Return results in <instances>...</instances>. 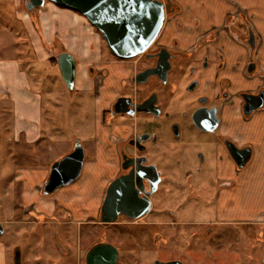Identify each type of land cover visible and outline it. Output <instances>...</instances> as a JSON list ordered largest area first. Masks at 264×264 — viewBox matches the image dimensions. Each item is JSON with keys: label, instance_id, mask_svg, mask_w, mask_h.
I'll return each mask as SVG.
<instances>
[{"label": "rangeland", "instance_id": "1", "mask_svg": "<svg viewBox=\"0 0 264 264\" xmlns=\"http://www.w3.org/2000/svg\"><path fill=\"white\" fill-rule=\"evenodd\" d=\"M229 22L235 23L232 18ZM75 27H77L78 36L82 37L78 40L79 42H73L76 37ZM239 33L241 32L236 29L235 34ZM88 41H91V44L89 48H86L84 46ZM243 41L249 42L247 35L243 37ZM73 43L78 44V54L81 55L84 47L88 55L83 57L77 54L75 57L78 62L79 81L77 90L72 92L62 78L59 65L50 61L53 57L57 60L56 57L67 52L68 46ZM100 55L111 58L101 32L81 14L57 7L50 2H47L46 7L36 9L31 14L23 0H0V66L3 67V70H0L5 73L4 66H7L13 68L20 77L27 79V86L29 85L30 88H25L38 96L36 98L40 102L41 121L40 123L38 120L30 122L31 120L23 115L26 122L22 119H19V122L24 130L25 128L30 130L29 133L44 136L43 140L33 144H27L25 140L17 142L14 139L12 134L14 125L16 127L17 114L14 102L11 101L13 91L10 88L11 82L4 74V77L0 78V89L5 90V93H0V197L3 199L1 209L5 233L0 237V264L7 261L6 264H15L14 253L17 249L21 251L22 264H86L88 249L104 243L111 244L120 250L119 264H154L160 259L168 260L177 257L187 258L189 263L196 264H264V223L239 225L234 228L218 227V232L221 231L222 234L219 240L212 239L210 244L203 245L196 238L193 240V246L187 245L190 238L184 236L181 232L185 231L180 229L191 228L199 231L202 229L200 222L215 216L216 208L212 197H215L216 186L210 187L211 191L205 202L186 203L185 197L180 198L179 193V201L169 198L170 202L162 206L154 203L156 210L165 206L170 210L173 209L179 216L180 224L178 230L170 234L175 236V240L165 238V241L157 247L152 246V237L148 236L147 232L138 233L143 232L144 229L137 225L124 222L111 226L102 225L99 223L102 211L97 218L98 221L91 219L89 223L80 222L93 218L89 213L91 211L95 213V208L90 205H86V210L76 206V219H72V213L64 214L60 206L53 214H48L41 209L39 197L25 196L24 182L15 180L16 173L18 170L29 171V174L34 172L36 176L29 180L27 190L38 187L37 184L41 179L37 174L43 170L51 171L52 163L49 160L55 155L51 152L50 144L56 151L59 144L67 142L75 145V142L80 140L87 153L91 155L88 142L96 138V124L101 110L98 94L96 95L94 91L100 90V84H97V78L96 82H92V79L87 77L86 71L88 72L89 67L97 65ZM84 88L94 89L88 91ZM104 104L107 102L105 101ZM107 121L114 123L124 120L108 114ZM25 132H22V136L27 134ZM213 138H216L215 134H209L210 143L204 146V150L211 152L214 149ZM193 152L195 155V149ZM56 154L58 155L57 151ZM189 156H191L190 152ZM90 160L93 158L88 155L86 163ZM171 162L173 161H164L161 167L165 168ZM211 166L213 161L207 166L208 173L196 177L198 181L208 186L213 185L212 179H214ZM104 171L106 174L103 172L100 174L99 171L96 174H90L92 180L88 186L82 183V180L87 179L86 173L83 172L76 182L59 189L57 193L64 188H69L70 192L72 191L70 188L74 187L75 191L83 192L84 196L85 191L92 197L96 196L109 170L104 169ZM175 171L177 172L176 167L174 174L171 175L170 172V175L166 177V183H170L175 177ZM181 178L183 173L179 177V184L185 183V178L180 181ZM200 182L197 183L200 184ZM163 187L165 185H162ZM199 187L198 189L201 188ZM40 194L42 197L47 196L42 191ZM175 201L176 205H174ZM31 203L36 207L35 210L25 211L26 207L31 208ZM234 209L240 208L234 207ZM24 212L31 213V217H26ZM154 217L147 218L145 221L162 220L160 217ZM31 220L34 223L30 222ZM44 220L45 223H42L41 221ZM57 242L70 248L74 255L71 253L68 257L63 256L57 248ZM4 247H6L5 252Z\"/></svg>", "mask_w": 264, "mask_h": 264}, {"label": "flooded vegetation", "instance_id": "2", "mask_svg": "<svg viewBox=\"0 0 264 264\" xmlns=\"http://www.w3.org/2000/svg\"><path fill=\"white\" fill-rule=\"evenodd\" d=\"M170 4L172 9L171 1ZM235 15L241 17L238 13ZM236 24V22L234 25H230L229 23V26L230 28H235ZM247 33H249L247 36L250 40V34L253 32L249 27ZM240 40H242V38H240ZM243 43L249 46L254 56L255 48L252 49L249 42ZM56 58L58 65V57ZM98 58L100 59L97 65L89 67L88 72L86 71V75L89 79H92V82H96L97 78V84H100L101 89L110 84L113 86L114 94L108 101V105L106 106L104 104V98L101 97L102 94L99 98V104L102 110L101 123L111 127L114 131L112 139L115 143L118 158L117 165L113 169L114 177L107 185L105 198L109 187L119 179H124L128 182L129 187L130 185L133 186L135 192L133 195L137 198V201L139 203L148 202L150 205L148 214L141 218L132 219L127 215L120 214L118 221L115 223L124 222L129 225H137L142 230L144 229L143 232L141 231L138 233L143 234L147 232L148 236L152 237V246L157 247L161 242L165 241V238L166 240H175V236H171L170 234L177 231L180 224L179 216L174 213L173 209L170 210V208H166L165 206L156 210L153 206L154 203L162 206L170 202L169 198L179 201L180 198L184 197L186 203H194L195 201L205 202L208 198L209 191H211L210 187L216 186L217 190L214 194L215 197H212L214 198L213 201L215 202L216 208L215 216L209 220L200 222L199 225H202V229L199 231L197 230L198 232L191 228L187 230L183 228L180 229L185 231L181 232L184 236L190 238L187 245L193 246V240L196 238L203 245L210 244L212 239L219 240V238L222 237L221 231L218 232V227L225 228L226 226H230L234 228V226L242 225L236 222L226 223L218 207L219 193L224 186V182L220 177V169L224 158L222 152L229 156L235 166V171L240 172L241 169H239L236 162L231 157L230 150L240 154V150L252 149V147L248 145L240 146L235 140L223 137L219 132L221 127L222 103H234V97L230 95L227 88L230 86V83L223 85L220 83V87L216 85L218 77L220 76V71L224 66L223 54L219 52L217 61L212 62L208 56L199 58L198 55L196 56L194 53L183 52L180 49L179 42H174L173 46L155 42L144 55L135 59L123 60L117 58L112 53L111 58H107V56L105 57L104 55H100ZM53 59H55V57H53L50 62H53ZM251 64L256 65L254 57H252L248 69ZM254 72H248V74L252 75ZM143 73L150 74L141 76L140 74ZM78 81L79 72L77 66L75 90H77ZM84 89L91 91L94 88ZM262 91H264V87L256 92H242L238 94V98L242 101V111L243 105L245 104L242 95H258ZM94 92L95 94H100V90L98 91L95 89ZM212 108H217L220 123L214 133L204 132L196 125L194 116L196 113L197 115L203 114L205 117L201 119L205 120L206 126L209 127V117L211 114H205V112L207 113V110ZM108 114H111V116L115 118L121 117L124 121L108 123ZM252 115L250 117H252ZM250 117L247 118L244 115L246 120H249ZM117 129L120 131L116 132ZM209 134H215L216 137L213 138L215 143L214 149H212L211 152L204 150V146H208L210 143ZM79 141L80 140H77L75 145L77 142L79 143ZM73 149L74 145L68 153L62 155L59 159H62L72 152ZM194 149L195 155L193 152ZM189 152L191 156H189ZM164 161L173 162L168 164L167 167L162 168L161 163ZM212 161L213 166H211V172L214 173V179H212L213 185L208 186V184L198 181L196 177L208 173L207 166L210 162L212 163ZM192 164H194L193 167H191ZM175 167L177 170V172L175 171V177L171 179L170 183H166V177L170 175V172L171 175L174 174ZM181 173H183V178H181L180 181L185 178V183L180 182L181 184H179ZM197 182H200V184ZM162 185H165V187L162 188ZM198 187L200 189H198ZM185 189L186 191H184ZM121 193L125 194V192ZM179 193L181 195L180 198L178 197ZM123 196L119 195V199L125 202L126 197ZM0 199L2 198L0 197ZM176 201L174 205H176ZM1 205L2 202L0 203V223L3 233L0 234V237L5 233L2 222ZM154 216L160 217L162 220L145 221L147 218ZM30 222L33 221L31 220ZM86 223H89V221ZM99 223L104 226L115 224H104L101 221ZM57 248L63 256L67 255L62 248V244L60 245V243L57 242ZM92 248L88 249L87 256ZM5 251L6 247H4V252ZM18 251L20 250L17 249L14 253L15 264V254ZM7 259L9 260V254ZM158 261L165 263L179 262L181 264H196L189 263L187 258L185 259L183 257L171 258L168 260L160 259ZM158 261H155L154 264ZM119 262L120 250L118 264Z\"/></svg>", "mask_w": 264, "mask_h": 264}, {"label": "crops", "instance_id": "3", "mask_svg": "<svg viewBox=\"0 0 264 264\" xmlns=\"http://www.w3.org/2000/svg\"><path fill=\"white\" fill-rule=\"evenodd\" d=\"M171 2L177 4L180 11L172 17H167L157 42L167 46H173L174 42H179L180 49L183 52L194 53L199 58L208 56L212 62L217 61L219 52L223 54L224 66L220 71L216 85L220 87L221 84L230 83L227 88L230 95L234 97V103H222L219 132L223 137L235 140L240 146L248 145L253 149L252 160L240 172L235 171V166L229 156L222 152L224 158L220 169V177L224 182V186L219 193V211L226 223L236 222L242 225L264 223V109L246 120L241 108L242 101L238 98V94L242 92H256L264 87V0H171ZM237 13L241 17L236 22L235 29L230 28V18ZM248 27L252 30L256 39L254 56L249 46L243 43V37L249 34L247 33ZM236 29L241 33L236 35ZM81 30H79L80 33H82ZM74 32L76 37L73 39L75 41H72L79 42L78 40L82 37L78 36L77 27L74 28ZM84 41L86 40L84 39ZM90 42L88 41L84 47L89 48ZM68 47L67 52L76 57L78 44L73 43ZM84 47L83 52H81L83 57L88 55V51L84 50ZM252 57H254L256 63V71L254 74L249 75L248 66L252 61ZM4 68L5 73L0 70V78L6 74L7 79L11 82L10 88L13 90L11 101L14 102L17 114L16 127L14 125V133L12 134L14 139L17 142L25 140L27 144L43 140L44 136L42 134L29 133L30 130L28 128L24 130L19 122V119L26 122L22 117L25 115L26 119L31 120L30 122L38 120V123H40L41 111L40 102L36 98L38 97L37 94L27 90L30 88L29 85L27 86V79L20 77V74L13 68L7 66H4ZM0 69L3 70V67L0 66ZM4 91L0 89L1 94L5 93ZM113 94L114 89L110 84L102 89L100 88L98 97H103L104 102H107L105 104L107 106ZM99 112L96 138L88 142L91 155L87 153V157L88 155L92 156L93 160L85 162L83 172L86 173L87 179L86 181L82 180V183L88 186L92 180L90 174H96L98 171L100 174L102 172L106 174L104 169L109 170L101 186H98L96 196L92 197L86 191L84 196L83 192H77L73 187L70 188L72 190L70 192L69 188H64L58 193L56 192L55 195L42 197L40 191H42L49 178L50 172L48 170H43L37 174L41 181L37 184L38 187L33 189L34 192H30L33 191L31 189L30 191L27 190V186L29 188V180L34 179L36 174L34 172L29 174V171L26 170H18L16 173L15 180L24 182L23 191L25 196L39 197L41 209H44V212L53 214L54 211L58 210L57 208L61 207L64 214L67 215L70 212L73 215L72 219H76V206L86 210V205H90L95 208V213L93 211L89 213L93 218L88 217V220L80 222H87L91 219L97 221L100 216L107 185L114 177L113 169L117 165L118 158L115 143L112 139L114 131L111 127L101 123L102 110ZM99 129H101L100 133H98ZM119 131V129L116 130V132ZM22 132L27 134L22 136ZM62 144H59V150H56L58 155L54 147L51 144L49 145L51 152L55 155L50 157V163L53 164L54 161L72 149L73 145H70V143L65 142ZM30 207V209L26 207L25 211L28 210L29 212L36 208L32 203ZM234 207L240 209L235 210ZM28 212H24L25 216L31 217V213L28 214ZM41 222L45 223V220ZM70 222L74 221L70 220ZM62 248L67 254L66 257L72 253V250L67 246H62ZM72 254L74 255V253Z\"/></svg>", "mask_w": 264, "mask_h": 264}, {"label": "water", "instance_id": "4", "mask_svg": "<svg viewBox=\"0 0 264 264\" xmlns=\"http://www.w3.org/2000/svg\"><path fill=\"white\" fill-rule=\"evenodd\" d=\"M23 2L31 14L36 9L46 7L47 2L81 14L101 32L110 52L123 60H131L144 55L157 42L167 17L173 15L169 0H23ZM249 44L252 49L256 46L253 33L250 34ZM58 65L67 87L70 91H75L77 76L75 57L68 52L61 53L58 56ZM255 70L256 65L251 64L248 72L253 73ZM150 73L140 75L144 76ZM242 98L245 102L243 113L247 118L264 108V91L258 95L243 94ZM208 113L211 114L209 127L206 126V121L201 119L205 117L203 114L197 115L196 113L195 123L200 130L214 133L220 123L217 108L205 112V114ZM239 152L240 154H237L230 150V155L239 169H244L252 160L253 152L251 148ZM86 159V148L79 141L74 145L72 152L53 163L49 178L42 189L43 194L53 195L59 189L77 181L83 173ZM121 192H125V194ZM134 193L133 186L129 187L128 182L124 179L114 182L109 187L102 206L101 222L104 224L115 223L120 214L127 215L132 219H139L148 214L149 203H139L134 197ZM119 195H124L126 201L120 200ZM1 202L2 199H0ZM2 233L3 229L0 223V234ZM21 258V251L16 252V264H21ZM118 259L119 249L106 243L90 250L87 264H118ZM156 264L181 263L158 261Z\"/></svg>", "mask_w": 264, "mask_h": 264}, {"label": "trees", "instance_id": "5", "mask_svg": "<svg viewBox=\"0 0 264 264\" xmlns=\"http://www.w3.org/2000/svg\"><path fill=\"white\" fill-rule=\"evenodd\" d=\"M171 1V0H170ZM172 3V11H173V15L178 13L180 10H179V6L173 2ZM74 12V11H73ZM77 13V12H75ZM97 30V29H96ZM106 44V43H105ZM54 63L57 64V60L56 59H53Z\"/></svg>", "mask_w": 264, "mask_h": 264}, {"label": "built area", "instance_id": "6", "mask_svg": "<svg viewBox=\"0 0 264 264\" xmlns=\"http://www.w3.org/2000/svg\"><path fill=\"white\" fill-rule=\"evenodd\" d=\"M231 17L233 18L234 22H238L240 19V17H238V15H232ZM230 25H234V23L230 22ZM239 38H241V36H239Z\"/></svg>", "mask_w": 264, "mask_h": 264}]
</instances>
